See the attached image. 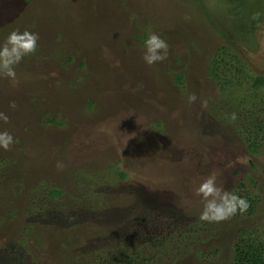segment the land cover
<instances>
[{"label": "rangeland", "instance_id": "374dc122", "mask_svg": "<svg viewBox=\"0 0 264 264\" xmlns=\"http://www.w3.org/2000/svg\"><path fill=\"white\" fill-rule=\"evenodd\" d=\"M240 1L258 10L247 16L259 13V23L238 24L220 0H0V43L13 30L39 36L16 79L0 77L8 117L0 131L14 140L0 149V176L12 169L0 177V264H71L74 255L91 263L142 215L157 235L172 225L169 215L183 227L195 219L205 226L203 261L177 247L171 264H207L214 251L229 264L237 235H264V155L251 157L225 118L211 114L221 96L207 76L224 46L245 75L264 76V0ZM152 33L169 49L148 66L143 45ZM214 171L228 192L253 185L257 210L201 221L195 189ZM53 188L63 191L55 200Z\"/></svg>", "mask_w": 264, "mask_h": 264}, {"label": "trees", "instance_id": "16d2710c", "mask_svg": "<svg viewBox=\"0 0 264 264\" xmlns=\"http://www.w3.org/2000/svg\"><path fill=\"white\" fill-rule=\"evenodd\" d=\"M220 2L236 18L238 24H244L245 19L250 20L251 24L259 23V19L247 16L248 11L258 10L246 9L248 5L246 6L243 1L220 0ZM243 11L246 14L245 16H242ZM204 17L206 18V23L211 27L210 14L206 13ZM162 23L164 22L162 21ZM158 25L162 26L163 24ZM214 31L218 32L220 36H224V33L219 29H215ZM159 34L163 36L162 38L171 36L167 29H164L162 33L159 32ZM137 38L142 41L145 39L142 36H137ZM230 48L226 46L217 48L207 63V76L219 88L218 91L221 96V98L218 97L215 107H213L216 112L211 111V114H216L218 120L225 118L226 124L232 127L233 132L239 138L240 142H242L245 150L251 157L261 156L264 155V76L245 75L239 69L242 66L245 67V65L242 62H240V66L237 64L236 54H233ZM80 66H83V64ZM230 66H232L231 69ZM229 71H233L232 76H228ZM182 79L183 75L181 74H177L174 77V80L178 84ZM220 102L221 104H219ZM87 105L89 108L91 107L89 103ZM233 116H235V119L232 118ZM48 122L53 123L54 121L49 120ZM5 164H7L5 160H0V169ZM250 166L252 168L256 167L254 163H251ZM11 170H1L3 173L0 177L4 178L8 175V171ZM255 191L253 185L251 188L245 185H239L232 191V193L248 201L249 208L243 213L244 215L253 214L259 206V196ZM62 194L63 191L56 188L49 191V197L52 200L57 199ZM149 210L151 213L160 212L154 209ZM237 213L240 212L238 211ZM168 218L173 219L172 225L166 228L168 229L167 232L157 235L148 230L149 226L153 227L155 225H149L147 223L148 218L142 215L138 217V220L133 221L130 226H127L126 229L120 232L118 236L122 238L118 239L116 243H114L116 239L113 242L112 240L109 242L106 241L104 245L106 246L104 251L106 254H103L104 252L101 253L98 259H94L91 263L82 261L79 258L80 255H74L73 259L75 263L71 264H162L163 260L156 259L157 253L164 254L165 258L167 257L165 263L171 264L174 259L168 258L169 253L177 247H179V252L183 255L190 254L196 250L195 253L203 261L205 257H203V252L198 246L204 241V238H200V234L207 232L205 231V226L199 220L195 219L187 220V225L183 227V221L181 223L175 220L173 215H169ZM206 239L207 237H205ZM231 254L232 257L229 264H264V235L259 234L258 229L257 231H251L249 233L241 232L235 237L231 246ZM219 257V252L214 251L213 255L207 258L209 262L207 264H219Z\"/></svg>", "mask_w": 264, "mask_h": 264}, {"label": "clouds", "instance_id": "9594fccd", "mask_svg": "<svg viewBox=\"0 0 264 264\" xmlns=\"http://www.w3.org/2000/svg\"><path fill=\"white\" fill-rule=\"evenodd\" d=\"M259 15L257 13L253 18H259ZM38 39V34L34 32L27 30L23 32L19 30L11 31L3 43H0V77L15 80V67L20 64L23 58L36 52ZM143 47L142 59L148 66L163 62L168 57L169 45L155 33L147 37ZM196 99L195 95L188 96L189 103H194ZM10 107L15 108V104H11ZM232 118L235 119V116ZM0 121L7 123L8 117L4 113H0ZM13 143V136L9 132L0 131V149L8 150ZM243 162L241 160L237 161V163ZM232 166V164L227 165V167ZM57 167H62V165L58 164ZM195 195L201 197L204 201L199 219L208 223L227 220L238 211L244 213L249 208V203L245 198L224 190L222 186H218L217 172L215 171L195 189Z\"/></svg>", "mask_w": 264, "mask_h": 264}]
</instances>
